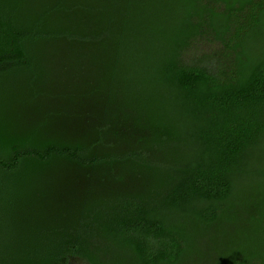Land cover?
Listing matches in <instances>:
<instances>
[{
    "label": "trees",
    "instance_id": "1",
    "mask_svg": "<svg viewBox=\"0 0 264 264\" xmlns=\"http://www.w3.org/2000/svg\"><path fill=\"white\" fill-rule=\"evenodd\" d=\"M74 260L264 264V0H0V264Z\"/></svg>",
    "mask_w": 264,
    "mask_h": 264
},
{
    "label": "rangeland",
    "instance_id": "2",
    "mask_svg": "<svg viewBox=\"0 0 264 264\" xmlns=\"http://www.w3.org/2000/svg\"><path fill=\"white\" fill-rule=\"evenodd\" d=\"M209 50H210V47H203L201 52H199L195 56L188 57L187 62L190 63L191 61H195V62H197V64H199L201 66H203V65L205 66L208 62L205 55H207L209 53ZM71 264H85V263L82 261L74 260V261H72Z\"/></svg>",
    "mask_w": 264,
    "mask_h": 264
}]
</instances>
